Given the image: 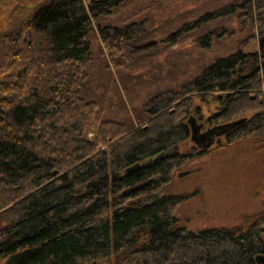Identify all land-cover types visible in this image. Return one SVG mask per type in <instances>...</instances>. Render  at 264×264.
I'll return each mask as SVG.
<instances>
[{
    "label": "trees",
    "instance_id": "trees-1",
    "mask_svg": "<svg viewBox=\"0 0 264 264\" xmlns=\"http://www.w3.org/2000/svg\"><path fill=\"white\" fill-rule=\"evenodd\" d=\"M237 35L146 80L166 49ZM192 117L239 120L217 148L264 150V0H0V263L264 264V184L234 225L178 218L193 194L168 185L211 148Z\"/></svg>",
    "mask_w": 264,
    "mask_h": 264
},
{
    "label": "rangeland",
    "instance_id": "rangeland-1",
    "mask_svg": "<svg viewBox=\"0 0 264 264\" xmlns=\"http://www.w3.org/2000/svg\"><path fill=\"white\" fill-rule=\"evenodd\" d=\"M178 7L173 12L168 8L163 9L164 11L154 9L151 13L158 12V19L164 20L175 13ZM146 12L149 14V11ZM238 36L240 35L225 38L220 43L215 42L212 48H202L189 38L175 49H166L157 58V62L152 63L155 67L149 64V68L152 66L150 70H155V75L148 74L146 80H150L152 76L167 83L171 73L180 78L183 73L184 77L191 75L219 52L235 46ZM256 45L257 42L250 44L252 48ZM136 72L142 73L143 68ZM160 86L164 84L161 83ZM197 123L199 124L198 121ZM206 128H202V131ZM191 144L189 142L186 148ZM250 149L245 145H238L225 150L223 147L217 148L213 143L209 152L196 156L184 167L177 169L168 185L169 190L193 194L179 206L177 215L182 223L191 222L192 226L198 228L234 225L245 213L261 209L263 203L257 198L256 191L264 184V150Z\"/></svg>",
    "mask_w": 264,
    "mask_h": 264
},
{
    "label": "water",
    "instance_id": "water-1",
    "mask_svg": "<svg viewBox=\"0 0 264 264\" xmlns=\"http://www.w3.org/2000/svg\"><path fill=\"white\" fill-rule=\"evenodd\" d=\"M238 123L239 120L229 121L228 123L208 127L205 131H202L203 124H198L196 118L192 117L189 119V125H191V138L198 146L207 148L216 141L218 136H221L228 131L229 128ZM258 260L264 262V256H259Z\"/></svg>",
    "mask_w": 264,
    "mask_h": 264
}]
</instances>
